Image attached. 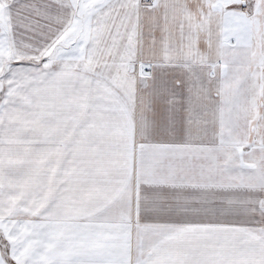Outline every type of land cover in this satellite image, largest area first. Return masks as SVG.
Here are the masks:
<instances>
[{
  "label": "snow or ice",
  "instance_id": "1",
  "mask_svg": "<svg viewBox=\"0 0 264 264\" xmlns=\"http://www.w3.org/2000/svg\"><path fill=\"white\" fill-rule=\"evenodd\" d=\"M0 264H264V0H0Z\"/></svg>",
  "mask_w": 264,
  "mask_h": 264
}]
</instances>
